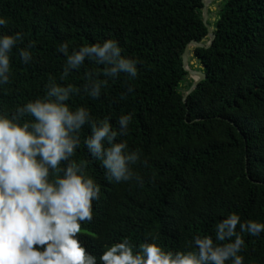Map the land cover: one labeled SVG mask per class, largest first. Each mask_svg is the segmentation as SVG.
Listing matches in <instances>:
<instances>
[{
    "label": "trees",
    "instance_id": "16d2710c",
    "mask_svg": "<svg viewBox=\"0 0 264 264\" xmlns=\"http://www.w3.org/2000/svg\"><path fill=\"white\" fill-rule=\"evenodd\" d=\"M204 1L0 0V16L8 21L0 35L23 34L10 53L0 108L14 111L42 97L46 82L55 80L79 89L66 103L86 107L93 120L108 117L115 127L121 114L133 113L128 134L117 139L140 152L143 163L133 166L140 180L105 178L83 144L88 125L73 157L88 161L86 170L101 186L93 219L80 234L96 253L122 236L138 244L147 234L168 250H183L192 236L213 234L232 211L242 220L264 222V0H214L207 8L215 34L210 46ZM109 38L121 55L137 59L134 81L124 74L108 79L99 98H92L83 90L86 73L105 77L104 66L89 59L60 79V43L71 52ZM29 42L33 59L25 64L19 49ZM188 45L189 68L206 79L184 100L194 84L183 65ZM243 238L245 264H264V232Z\"/></svg>",
    "mask_w": 264,
    "mask_h": 264
},
{
    "label": "clouds",
    "instance_id": "9594fccd",
    "mask_svg": "<svg viewBox=\"0 0 264 264\" xmlns=\"http://www.w3.org/2000/svg\"><path fill=\"white\" fill-rule=\"evenodd\" d=\"M7 22L0 16V27ZM22 39L19 31L0 35V86L9 83L10 53ZM32 47L29 42L19 49L25 64L33 59ZM69 47L62 42L56 49L65 57L61 80L85 59L104 66L105 79H95V71L86 73L83 90L92 98H99L108 79L137 77V59L121 55L115 39L81 44L71 52ZM133 90L131 85L127 89ZM78 91L50 80L42 97L14 111L0 108V264H245L243 234L259 236L264 222L242 220L236 211L217 223L213 234L192 236L183 250H168L151 234L138 244L122 236L102 244L98 253L86 248L80 239L86 231L82 225L93 219L101 186L86 170L88 161L73 159L81 130L88 125L83 144L109 182L140 180L133 166L143 161L138 150L117 139L128 134L133 113L121 114L115 127L108 117L93 120L86 107L73 109L66 103Z\"/></svg>",
    "mask_w": 264,
    "mask_h": 264
},
{
    "label": "water",
    "instance_id": "95a60500",
    "mask_svg": "<svg viewBox=\"0 0 264 264\" xmlns=\"http://www.w3.org/2000/svg\"><path fill=\"white\" fill-rule=\"evenodd\" d=\"M214 0H206V2L204 1V10H203V14H204V19H203V23L204 25L208 28V32H209V35H210V43L208 46H210L213 42V40L215 39V34L212 33L211 29H209L208 27V24H207V21H208V6L213 2ZM190 45H194L196 47H204L203 44H200L196 41H193L191 42ZM190 45H188L186 47V50H185V53H184V56H183V65H184V69L189 73V75L193 78L194 80V84L192 85V87L190 88L188 94L185 96L184 100L187 98V96L193 92L197 87L198 85L200 84L201 81L205 80L206 79V75H204L202 72H199V71H195V70H191L189 68V63H188V56H189V51H190ZM207 46V47H208Z\"/></svg>",
    "mask_w": 264,
    "mask_h": 264
},
{
    "label": "rangeland",
    "instance_id": "374dc122",
    "mask_svg": "<svg viewBox=\"0 0 264 264\" xmlns=\"http://www.w3.org/2000/svg\"><path fill=\"white\" fill-rule=\"evenodd\" d=\"M205 2H206V0H205Z\"/></svg>",
    "mask_w": 264,
    "mask_h": 264
}]
</instances>
